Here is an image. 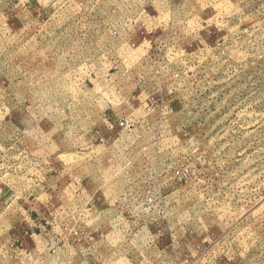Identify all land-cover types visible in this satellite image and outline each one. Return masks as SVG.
I'll return each instance as SVG.
<instances>
[{
    "label": "rangeland",
    "instance_id": "1",
    "mask_svg": "<svg viewBox=\"0 0 264 264\" xmlns=\"http://www.w3.org/2000/svg\"><path fill=\"white\" fill-rule=\"evenodd\" d=\"M0 264H264V0H0Z\"/></svg>",
    "mask_w": 264,
    "mask_h": 264
},
{
    "label": "built area",
    "instance_id": "2",
    "mask_svg": "<svg viewBox=\"0 0 264 264\" xmlns=\"http://www.w3.org/2000/svg\"><path fill=\"white\" fill-rule=\"evenodd\" d=\"M122 126H124V123H121Z\"/></svg>",
    "mask_w": 264,
    "mask_h": 264
}]
</instances>
